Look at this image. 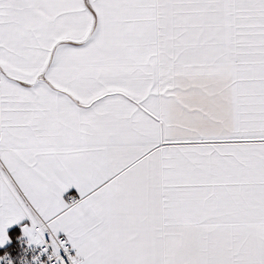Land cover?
<instances>
[{
    "label": "snow or ice",
    "instance_id": "obj_1",
    "mask_svg": "<svg viewBox=\"0 0 264 264\" xmlns=\"http://www.w3.org/2000/svg\"><path fill=\"white\" fill-rule=\"evenodd\" d=\"M25 217L58 264H264V0H0V245Z\"/></svg>",
    "mask_w": 264,
    "mask_h": 264
},
{
    "label": "built area",
    "instance_id": "obj_2",
    "mask_svg": "<svg viewBox=\"0 0 264 264\" xmlns=\"http://www.w3.org/2000/svg\"><path fill=\"white\" fill-rule=\"evenodd\" d=\"M76 200L75 197H68V201L72 203ZM29 220V219H28ZM30 226H31V221ZM44 244L30 243L28 237L24 234H18L12 239L11 245L2 254L0 260L2 264H58L56 256L52 254V239H55L59 245L60 241H67L64 234L56 233L50 236V229L46 226L43 231ZM68 247V254L74 255L73 249L70 245ZM58 254L65 260L67 264V256L63 248H58Z\"/></svg>",
    "mask_w": 264,
    "mask_h": 264
},
{
    "label": "crops",
    "instance_id": "obj_3",
    "mask_svg": "<svg viewBox=\"0 0 264 264\" xmlns=\"http://www.w3.org/2000/svg\"><path fill=\"white\" fill-rule=\"evenodd\" d=\"M70 196H73L76 199H79V193L77 192L75 187L69 188L67 190V192L62 194L61 198L65 201L66 204H71L68 201V197H70ZM25 227H30V222H29L27 217H25L24 219H22L21 221H19L17 223L11 224L8 227H6L5 233H6L7 239L2 245H0V252L4 251L5 249H7L11 245V242H12V239L14 238V236H16L18 234H24L23 228H25ZM58 233L64 234L63 232H58ZM0 264H2L1 260H0Z\"/></svg>",
    "mask_w": 264,
    "mask_h": 264
},
{
    "label": "trees",
    "instance_id": "obj_4",
    "mask_svg": "<svg viewBox=\"0 0 264 264\" xmlns=\"http://www.w3.org/2000/svg\"><path fill=\"white\" fill-rule=\"evenodd\" d=\"M7 249H8V248H7ZM5 250H6V249H5ZM5 250H4V251H5ZM4 251L0 252V254H2Z\"/></svg>",
    "mask_w": 264,
    "mask_h": 264
}]
</instances>
